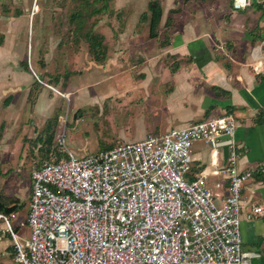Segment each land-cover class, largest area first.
<instances>
[{
    "label": "crops",
    "instance_id": "obj_1",
    "mask_svg": "<svg viewBox=\"0 0 264 264\" xmlns=\"http://www.w3.org/2000/svg\"><path fill=\"white\" fill-rule=\"evenodd\" d=\"M152 2L162 7L156 38L150 37ZM235 2L113 0L119 22L115 58L86 60L84 68L75 70L67 53L51 54L46 62L38 60L39 71L46 68L44 78L39 75L42 83L26 69L23 51L19 55L16 50L14 58L0 42V150L28 143L42 154L37 164L61 161L51 145L56 139L47 136L65 99L58 92L82 96L79 99L91 105L106 96H128L130 105L138 108H132L135 113L131 111L124 130L146 137L233 113L236 166L241 173L252 172L242 193L243 250L252 254L249 264H264V0H246L240 7ZM58 67L64 74L53 76ZM229 153L221 146L214 157L204 142L193 148L190 179L206 176L218 205L228 194L229 180L213 173L228 166ZM253 206H262L263 212H252Z\"/></svg>",
    "mask_w": 264,
    "mask_h": 264
},
{
    "label": "built area",
    "instance_id": "obj_2",
    "mask_svg": "<svg viewBox=\"0 0 264 264\" xmlns=\"http://www.w3.org/2000/svg\"><path fill=\"white\" fill-rule=\"evenodd\" d=\"M235 132L234 114L224 113L84 157L63 149L59 136L68 158L31 170L30 236L14 231L16 212H0V238L11 237L15 264H249L241 212L252 172L236 166ZM197 142L214 157L230 149L228 166L213 173L229 180L221 205L206 176L190 179Z\"/></svg>",
    "mask_w": 264,
    "mask_h": 264
},
{
    "label": "rangeland",
    "instance_id": "obj_3",
    "mask_svg": "<svg viewBox=\"0 0 264 264\" xmlns=\"http://www.w3.org/2000/svg\"><path fill=\"white\" fill-rule=\"evenodd\" d=\"M82 1L0 0V42L6 46L9 51L8 55H13L14 58L16 50L19 55L23 51L24 63L28 64L30 71L32 68L41 78H44L46 68L39 71L38 60L42 59L46 62V58L51 54L57 56V54L67 53L68 58L74 61L73 68L80 70L84 68L81 67L82 63L88 64L90 61H95L88 52L89 47L85 39H79L72 33L74 24L71 21V16L77 9H80ZM92 2L93 0L90 1V3ZM104 4H107L108 7L105 8ZM95 8L103 9L102 14L89 20L85 30L81 33L85 34L97 19L98 24L94 27V32L104 36L106 58H115V54L118 53L115 46L116 37H114V32L119 27L118 9L113 0H101L91 5L86 13ZM154 41H152V45L156 42ZM60 59L64 60L61 57ZM52 60H49V64L54 65ZM86 60L89 62L87 63ZM62 64L63 62H58V65ZM67 65V72L72 71L70 62H67ZM63 74L64 70L58 67L53 76H62ZM45 79L44 81L47 82L48 78ZM113 83L114 81L110 78L108 84L112 85ZM63 97L65 99L62 100V110L55 115L56 119L49 126L50 134L47 135L56 139L51 145L54 146L53 152L56 151L59 154L60 160L68 158L67 152L64 151L65 153L62 154L59 152L61 145L58 143L57 137L62 135H65L63 149L80 157L115 148L120 143L136 142L146 137L137 130H124V127H127V123L130 122H127V119H130L131 111L135 113L132 108H138L136 104L130 105V101L126 98L128 96H106V100L98 101L96 105L86 104V102L84 104L79 99L82 96ZM113 97L118 99L121 107H117L118 102ZM9 152L12 154L11 159H9ZM9 152L0 150V190L9 200L18 199L20 201V208L16 212L17 217L11 223L16 233L29 237L27 218L32 188L31 170L40 161L38 156L41 157L42 154H39L38 148H32L28 143H23ZM15 156L17 159L13 160ZM14 257L15 251L11 237L0 238V264H15Z\"/></svg>",
    "mask_w": 264,
    "mask_h": 264
},
{
    "label": "trees",
    "instance_id": "obj_4",
    "mask_svg": "<svg viewBox=\"0 0 264 264\" xmlns=\"http://www.w3.org/2000/svg\"><path fill=\"white\" fill-rule=\"evenodd\" d=\"M90 1L91 0H83L81 4L82 6L80 7V9H77L75 13L71 16V21L74 24L72 33L78 36L79 39L84 38L85 41L88 43L89 54L93 56L96 62H102V61H105L106 59L105 47H104V44H105L104 36H100L98 34H95L94 32V27L96 26V24H98L97 23L98 20L96 19L95 23L91 24V27L88 29V31L85 34L81 33L83 30H85L86 25L89 20L96 18L103 12L102 11L103 9L95 8L91 12L86 13L89 11V7L91 5H93L94 3L96 4L98 1L100 2L101 0H93L92 3H90ZM104 7L107 8L108 5L104 4ZM150 13H151L150 37L156 38L157 35H156L155 29L157 25L159 24L161 20V15H162V7L159 2L151 3ZM25 65H26V69H29L30 71L28 64L25 63ZM19 208H20V201L18 199L9 200L8 198L4 196L3 192L0 190V212L11 214V213L17 212Z\"/></svg>",
    "mask_w": 264,
    "mask_h": 264
},
{
    "label": "water",
    "instance_id": "obj_5",
    "mask_svg": "<svg viewBox=\"0 0 264 264\" xmlns=\"http://www.w3.org/2000/svg\"><path fill=\"white\" fill-rule=\"evenodd\" d=\"M227 139L229 138V137H226Z\"/></svg>",
    "mask_w": 264,
    "mask_h": 264
}]
</instances>
